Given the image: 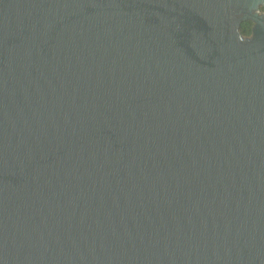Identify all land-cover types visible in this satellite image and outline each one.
Returning <instances> with one entry per match:
<instances>
[{
    "label": "water",
    "instance_id": "obj_1",
    "mask_svg": "<svg viewBox=\"0 0 264 264\" xmlns=\"http://www.w3.org/2000/svg\"><path fill=\"white\" fill-rule=\"evenodd\" d=\"M262 7L0 0V264H264Z\"/></svg>",
    "mask_w": 264,
    "mask_h": 264
},
{
    "label": "trees",
    "instance_id": "obj_2",
    "mask_svg": "<svg viewBox=\"0 0 264 264\" xmlns=\"http://www.w3.org/2000/svg\"><path fill=\"white\" fill-rule=\"evenodd\" d=\"M261 10L264 11V7H262ZM253 25V21H244L240 29L241 33L245 36H250L252 34Z\"/></svg>",
    "mask_w": 264,
    "mask_h": 264
}]
</instances>
